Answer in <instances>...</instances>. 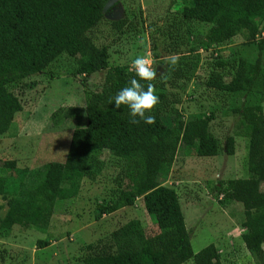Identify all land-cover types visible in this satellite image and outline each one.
<instances>
[{
    "label": "trees",
    "instance_id": "obj_1",
    "mask_svg": "<svg viewBox=\"0 0 264 264\" xmlns=\"http://www.w3.org/2000/svg\"><path fill=\"white\" fill-rule=\"evenodd\" d=\"M109 1L0 0V136L21 111L19 101L7 89L11 84L42 73L60 55L73 58L74 76L81 77V85L90 75L102 74L100 83L87 96V102L97 107L85 112L84 127L71 132L62 163H46L35 172V178L26 170L17 180L0 175V198L4 201L0 206V232L15 227L45 231L55 204L75 198L81 180L93 179L102 167L93 147L96 142L112 156L117 171L108 201L95 209V220L131 207L140 198L156 233L146 236L140 222L130 220L110 233L109 246L95 253L88 264H183L189 260L192 264H219L213 244L192 251L178 197L173 188L160 183L180 145L197 157L217 155L218 142L208 132L213 114L179 120L166 96L157 90L159 103L150 113L155 116L154 124L143 120L131 124L129 108L115 107L113 96L135 74L126 66L108 67L106 46H97L89 35L102 21L103 8ZM178 1L183 20L207 26L198 49L207 52L239 36L247 43L254 42L258 50L254 62L239 60L226 80L218 72H210L205 87L258 97L259 104L233 112L238 116L236 128L246 138L247 177L219 181L213 188L223 200L241 205L248 232L242 239L244 248L254 264H264V191L260 189L264 184V116L260 105L264 103V0ZM125 21L111 22L110 27L118 30ZM140 83L145 88L148 83L155 86L153 81ZM61 111L64 119H74L81 109ZM233 144L231 136L225 138L226 155H233ZM2 166L12 169L15 164L4 162ZM48 245L46 239L37 240L35 248Z\"/></svg>",
    "mask_w": 264,
    "mask_h": 264
},
{
    "label": "rangeland",
    "instance_id": "obj_2",
    "mask_svg": "<svg viewBox=\"0 0 264 264\" xmlns=\"http://www.w3.org/2000/svg\"><path fill=\"white\" fill-rule=\"evenodd\" d=\"M180 9L178 0H115L89 35L97 46H106L108 67L130 68L136 55H147L158 73L152 80L155 89L166 96L179 120L213 114L208 132L218 142L217 155L197 157L180 145L160 183L173 188L178 197L194 253L213 244L219 264H254L242 242L248 232L241 205L223 200L213 186L219 181L247 177L246 138L236 128L238 116L233 112L259 104L258 97L210 90L205 87V80L210 72L228 79L239 60L254 62L258 50L254 42L247 43L239 36L207 52L198 49V40L207 26L183 20ZM123 19L126 21L120 29L110 27L111 22ZM260 37L259 32L256 39ZM170 54L179 56L176 66L166 62ZM74 70L73 58L60 55L42 73L7 88L19 101L21 111L0 136V175L17 180L26 170L35 178V172L46 163L64 161L71 132L84 127L85 112L95 106L87 102L88 91H94L102 80V74L95 73L81 85V77L74 76ZM260 105L264 116V103ZM66 108L81 112L77 118L64 119L61 110ZM230 136L234 151L233 155H226L224 142ZM93 147L103 162L95 177L81 180L75 198L55 204L45 231L16 227L1 231L0 264H88L95 253L109 246L110 233L130 220L139 221L146 236L156 233L140 198L131 207L95 220V209L109 199L117 166L99 143H93ZM11 161L14 168L2 166ZM260 189L264 191V184ZM0 206H4L1 198ZM44 239L49 245L35 248L36 241ZM183 264L192 263L189 260Z\"/></svg>",
    "mask_w": 264,
    "mask_h": 264
},
{
    "label": "clouds",
    "instance_id": "obj_3",
    "mask_svg": "<svg viewBox=\"0 0 264 264\" xmlns=\"http://www.w3.org/2000/svg\"><path fill=\"white\" fill-rule=\"evenodd\" d=\"M179 60L177 54H170L166 58V62L172 66H176ZM153 61L147 55H136L131 60L130 69L134 72L135 77L132 78L128 85L120 89L112 98L114 105L119 108L125 105L129 108L131 124H138L143 120L146 124H154L155 116L151 115L152 109L159 103V96L156 94L155 86L148 83L147 87L140 81H152L157 78V69L153 68ZM139 117L140 119H136Z\"/></svg>",
    "mask_w": 264,
    "mask_h": 264
},
{
    "label": "water",
    "instance_id": "obj_4",
    "mask_svg": "<svg viewBox=\"0 0 264 264\" xmlns=\"http://www.w3.org/2000/svg\"><path fill=\"white\" fill-rule=\"evenodd\" d=\"M114 1H115V0H110V1L108 2V4H106L105 7L103 8V11H105V9H107V7H108L109 5H111Z\"/></svg>",
    "mask_w": 264,
    "mask_h": 264
},
{
    "label": "crops",
    "instance_id": "obj_5",
    "mask_svg": "<svg viewBox=\"0 0 264 264\" xmlns=\"http://www.w3.org/2000/svg\"><path fill=\"white\" fill-rule=\"evenodd\" d=\"M245 93V92H244ZM234 94H238L239 96H241L242 94H243V92H242V94H241V92H236V93H234ZM261 249H262V251L264 252V244H262L261 245Z\"/></svg>",
    "mask_w": 264,
    "mask_h": 264
},
{
    "label": "built area",
    "instance_id": "obj_6",
    "mask_svg": "<svg viewBox=\"0 0 264 264\" xmlns=\"http://www.w3.org/2000/svg\"><path fill=\"white\" fill-rule=\"evenodd\" d=\"M129 70H131V69L129 68Z\"/></svg>",
    "mask_w": 264,
    "mask_h": 264
}]
</instances>
